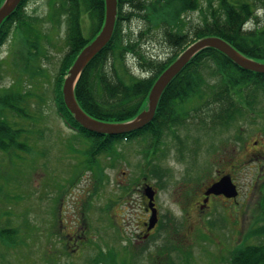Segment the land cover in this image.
<instances>
[{
    "label": "rangeland",
    "instance_id": "rangeland-1",
    "mask_svg": "<svg viewBox=\"0 0 264 264\" xmlns=\"http://www.w3.org/2000/svg\"><path fill=\"white\" fill-rule=\"evenodd\" d=\"M44 2L30 0L27 12L41 19L38 28L50 39L40 40L38 29L32 28L26 43H41L48 58L38 55L32 66L36 59L30 64V56L24 60L22 52L15 53L22 48L15 35L0 50V90L15 78L22 91L32 93L28 101L14 91L20 98L16 107L27 115L16 116L0 105V123L15 128L11 144L29 147L0 151V228L8 229L13 239L9 248L0 244V264H98L101 259L106 264L108 254L116 264H228L230 251L246 233L254 236L248 243L257 244L262 236L256 230L264 223V94L257 96L252 111L214 124L201 122V116L211 118L213 111L198 110L206 100L199 91L179 106L178 121L164 128L155 144L152 137L122 141L115 146L118 157L100 151L98 162L89 163L94 140L73 133L55 110L53 89L67 49L66 29L47 30ZM256 11L263 18L264 6ZM183 17L193 26L201 22L196 11ZM154 35L145 41L153 54L160 51ZM23 69L27 87L18 78ZM230 169L239 187L238 202L217 199L203 211L201 202H183L191 190L197 192L196 186ZM142 181L158 192L159 214L157 227L144 241L133 235L144 214L137 190ZM83 231L85 237L74 249L71 237Z\"/></svg>",
    "mask_w": 264,
    "mask_h": 264
},
{
    "label": "trees",
    "instance_id": "trees-1",
    "mask_svg": "<svg viewBox=\"0 0 264 264\" xmlns=\"http://www.w3.org/2000/svg\"><path fill=\"white\" fill-rule=\"evenodd\" d=\"M201 1L203 0H118L112 38L86 67L76 85L75 98L79 106L99 121L120 122L133 118L146 108V97L158 75L191 43L206 37H219L250 60L264 62V15L261 18L256 11L259 5L264 6V0H204L205 6ZM25 2L23 0L19 10L1 24L0 46L14 28L13 20L16 17L18 25L15 28L19 31L24 27L30 31L31 25L33 28L36 23V19L25 21L28 18L22 12ZM61 5L66 12V19L74 24L78 23L80 12L86 11L92 20L94 34L96 27L102 23L103 0H65ZM195 11L199 12L201 22L193 26L183 16ZM134 24L137 26L134 27ZM71 28H68L69 53L63 60L56 80L55 105L69 126L89 135L75 122L62 102V76L70 67L75 54L86 44L82 34ZM154 31L160 39L162 53L167 54L161 60H157L160 53L157 56L150 54L148 58L143 50L145 41L154 35ZM146 49L149 52L152 48L146 46ZM129 58L137 59V67L141 72L147 73L148 77L135 75V65L129 62ZM199 91L206 93V100L198 110L213 111L211 118L201 116V122L230 123L235 118L242 117L246 111H252L257 96L264 94V73L242 69L219 51L204 49L185 64L179 75L165 87L159 96L153 122L142 128L141 132L151 133L150 129L154 126L158 130L171 127L178 121V116L173 117L176 106L199 94ZM3 102L14 108L18 100L12 103L11 98L6 96ZM203 106L206 108L203 109ZM3 111L0 110V113ZM18 112L27 115L21 109ZM232 113L234 116H230ZM14 131L15 128L0 123V149L8 150L7 145L11 144L9 137L12 136L10 132ZM21 133L22 130L19 131ZM105 142L106 140L103 144ZM18 144L29 148L25 143H15ZM256 231L262 236L259 242L248 243L254 236L248 237L247 234L251 231L246 233L247 236L239 239V243L230 251L228 264H264V226ZM12 240L6 230H0L1 242ZM95 263L104 264L102 261ZM108 263L112 264L110 259Z\"/></svg>",
    "mask_w": 264,
    "mask_h": 264
},
{
    "label": "water",
    "instance_id": "water-1",
    "mask_svg": "<svg viewBox=\"0 0 264 264\" xmlns=\"http://www.w3.org/2000/svg\"><path fill=\"white\" fill-rule=\"evenodd\" d=\"M20 0H4L3 5L0 7V24L5 18H7L12 10L16 8ZM116 0H105V22L99 35L95 37L92 41L75 59L72 67L68 71L67 76L62 87L63 102L69 109V112L73 115L75 121H77L82 127L89 131L96 132L98 134H120L130 132L136 129L142 128L144 125L149 123L154 116L155 107L159 100V96L169 84V82L183 69L185 64H187L198 52L204 49H217L224 53L230 60H232L236 65L240 66L245 70H251L255 72H264V64H260L243 57L241 54L236 52V50L231 47L226 42L218 38H205L199 40L198 43L192 44L188 47L177 59L170 65L155 81L151 90L149 92L147 109L143 110L137 117L133 120L120 124H106L101 123L88 117L78 106L74 97V88L79 79L83 69L87 64L95 58V56L107 45L109 42L115 16L116 15ZM210 192L216 194H223L225 197H235L236 191L235 187L232 185L228 177L220 179L217 183L210 187ZM145 194L149 198V209L152 212L150 218L149 229H151L156 221V209L153 207L151 202L153 199V193L150 188H146Z\"/></svg>",
    "mask_w": 264,
    "mask_h": 264
},
{
    "label": "flooded vegetation",
    "instance_id": "flooded-vegetation-1",
    "mask_svg": "<svg viewBox=\"0 0 264 264\" xmlns=\"http://www.w3.org/2000/svg\"><path fill=\"white\" fill-rule=\"evenodd\" d=\"M222 175H224L223 173H221V174H219L218 176H216V178L215 179H212L211 181H209V182H207V183H203L202 185H198V186H196L197 188V192H196V190L194 191V190H191V192L188 194H186L185 196H183L182 198H184L183 199V202H213L214 200H216L217 198L218 199H222L223 197L222 196H216L215 197V195H213V194H210L208 197H207V200L206 199H204L205 198V192H206V190L208 189V187H210L213 183H215L220 177H222ZM155 191V190H154ZM143 195V194H142ZM157 195H158V192L156 191V193H155V196H154V202H156L155 200H156V198H157ZM197 199H199L200 201H197ZM224 200H227V198L225 199L224 198ZM227 201H229V200H227ZM140 202H148L147 201V199L144 197V195L142 196V199H141V201ZM148 211V210H147ZM147 211H145V212H147ZM144 222H142V226H144ZM137 236V235H136ZM145 236H147V234L145 233L144 234V232H141L140 234H138V238L139 239H141L142 241L143 240H146V239H144L145 238Z\"/></svg>",
    "mask_w": 264,
    "mask_h": 264
}]
</instances>
